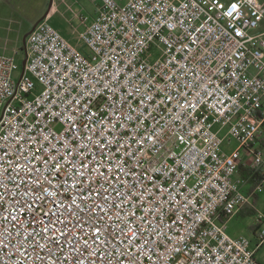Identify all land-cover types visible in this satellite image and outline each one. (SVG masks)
<instances>
[{
  "label": "built area",
  "instance_id": "1",
  "mask_svg": "<svg viewBox=\"0 0 264 264\" xmlns=\"http://www.w3.org/2000/svg\"><path fill=\"white\" fill-rule=\"evenodd\" d=\"M90 1L96 15L79 35L85 48L43 19L27 37L19 77L18 52L0 53V182L7 179L6 168L12 174L8 165L19 159V149L43 182L58 186L65 171L71 175V166L61 168L60 177L49 176L41 152L55 158L59 150L63 165L79 151L88 165L96 160L97 168L104 164L109 176L115 173L112 186L121 194L135 185L118 204L124 208L119 215L134 213L145 230V239L135 243V237L131 244H121L117 233L108 241L114 252L92 245L101 261L107 255L108 264H261L256 252L264 244V212L255 217L254 246L245 235H230L227 221L250 201L235 179L243 150L264 174V154L252 147L264 125V30L254 33L264 21V5L260 0ZM73 120L77 126L69 132ZM100 128L111 142L101 145L103 158L96 155ZM226 139L237 142L231 152L224 149ZM129 146L141 147L137 158L145 164L130 160L117 171ZM66 148L72 149L67 155ZM129 167L135 171L124 175ZM33 175L26 177L29 184ZM8 187L16 193L10 182ZM104 188L119 200L107 184ZM21 219V229L9 226L17 233L10 242L0 236V264H41L37 251L47 264H72L78 257L71 239L55 256H46L45 241L36 237L41 248L33 251L27 233L35 222L29 227L31 217L25 218L23 209ZM129 227L137 225L129 221ZM76 247L83 252L78 264L89 259L98 264L96 256Z\"/></svg>",
  "mask_w": 264,
  "mask_h": 264
},
{
  "label": "snow or ice",
  "instance_id": "2",
  "mask_svg": "<svg viewBox=\"0 0 264 264\" xmlns=\"http://www.w3.org/2000/svg\"><path fill=\"white\" fill-rule=\"evenodd\" d=\"M80 107L83 109L82 104ZM91 122L93 124L99 123L97 120ZM76 126L77 121L75 120L69 123V132H72V129ZM103 132L104 128H100V143L96 144L98 149L96 155L101 158L105 154V148L101 147V145L110 147L111 144L102 135ZM72 134L73 136L76 135L75 133ZM110 134L115 135V133ZM49 147H52V145H49ZM141 150V147H137L135 150H130V146L126 148L127 160L119 166L117 171L124 170L125 164L130 160H136V163L140 165L145 164L143 158H137ZM71 151V148H66L64 154L67 155ZM4 155L7 156L8 153L5 151ZM15 155L19 159L8 165L12 169V174L9 175L6 168L4 175H6L7 179L0 182V189H2L0 190V236L4 237V243L10 242L17 234L9 231V226L18 230L23 227V220L21 219L22 209L24 210L25 218L31 217L28 220L29 227L32 226L33 221L35 222L33 231L27 233L29 236L28 242L33 246L32 250L36 251L41 248L39 241L36 239V237H39L40 240L45 241L42 250L46 253V256H55L56 250L62 248L71 239L73 241L72 248L78 253V257L73 259L72 264H78L79 256L83 255V252L76 247L77 245H81L83 251H88L96 256L98 264H108L109 257L106 255L101 261L92 245L101 250L114 252L115 249L108 245V241L110 239L115 240L117 233L121 237V244L125 241L131 244L135 237H139V239H135V243L145 239V230L134 213L126 214L127 218L119 215V213L124 211V208L122 206L118 207V204H122L124 200H127L132 195L135 185H126L127 192L121 194L119 188H113L112 186V180L117 179L115 173L113 172L109 176L107 174L109 169L104 164H100V167L97 168L96 164L98 161L93 160L92 165H88L87 157L79 159L80 153L78 151L75 156H71L67 160L66 164L62 165L61 160L64 159V156L60 154L59 150H57L55 158L50 157L46 151H42L41 156L44 159L41 160V163L49 165V176L55 172V175L60 177V169H67L69 165L71 166V175L69 176L67 171H65L63 179L57 180L58 186H54L50 181L43 182L46 178L43 177L42 173L36 172L29 158L23 155L19 149L16 150ZM32 158H36L34 151ZM4 163L7 164L8 162L5 161ZM21 163L23 167H21ZM0 167H3V165H0ZM134 171V167H129L127 171H124V175H129ZM146 171L147 168L140 173L141 177ZM30 173H35L32 176L31 184L26 180ZM16 176L20 177L19 181L16 180ZM69 180H71L70 183L68 182ZM9 182L17 189L15 194L8 187ZM138 182L142 183L143 181L140 180ZM105 184L116 193L119 200L116 198L110 199L111 192L105 190ZM21 186H23V190H20ZM46 188L52 189V191H45ZM132 199L136 200L138 197L133 196ZM64 200H68L69 203L65 204ZM49 204L52 205L51 208H49ZM138 207L140 206L138 205ZM109 214L114 217L112 223L109 222ZM129 221L136 224L137 227L135 229L129 227ZM129 232L132 233L131 236L128 235ZM106 245L108 246L107 249ZM21 247H23L22 242ZM25 251L27 252L28 249H25ZM153 251H155L154 248ZM37 258L41 260V264H47L46 257H40L38 251ZM56 259L58 261L59 257H56ZM88 264H93V261L89 259ZM117 264H119V261H117ZM136 264H139L138 260Z\"/></svg>",
  "mask_w": 264,
  "mask_h": 264
},
{
  "label": "crops",
  "instance_id": "3",
  "mask_svg": "<svg viewBox=\"0 0 264 264\" xmlns=\"http://www.w3.org/2000/svg\"><path fill=\"white\" fill-rule=\"evenodd\" d=\"M95 15L96 6L90 0H0V53H8L21 41L24 42V37L43 18L49 19L58 29L59 27L55 24L56 17L61 18L69 26L68 36L63 34L65 32L61 34L72 43L79 44L80 33L94 20ZM262 130V134L257 141L252 144V147L256 150H260L257 147L258 144L264 147V125ZM226 141L229 146L228 148L224 146V149L227 152H231L237 147L236 141L235 145L229 139H226ZM235 179L241 180L242 189L250 195V201L240 207L234 215L241 216L245 221H249L248 223H250L254 235L251 237L241 233L239 236L249 237L254 246L258 229L255 217L258 212H264L255 205V202L261 197L260 190L264 191V174L255 167L253 155L250 151H242ZM260 186L261 188H259ZM250 212L253 214L249 215ZM231 218L227 221V228ZM263 248L264 244L256 252V257L261 264H264V253L260 256L258 253Z\"/></svg>",
  "mask_w": 264,
  "mask_h": 264
},
{
  "label": "rangeland",
  "instance_id": "4",
  "mask_svg": "<svg viewBox=\"0 0 264 264\" xmlns=\"http://www.w3.org/2000/svg\"><path fill=\"white\" fill-rule=\"evenodd\" d=\"M261 3L264 5V0H260ZM52 24V23H51ZM56 26L59 27V31L62 33V32H65L63 34H66L67 35V32H69V26L68 24H66L61 18L59 17H56ZM54 26V24H52ZM61 27V28H60ZM264 30V21L261 25V27L259 29H256L254 30V33L256 32H259V31H263ZM68 36V35H67ZM78 45H81V43L79 42ZM25 43L21 41V43L18 45H16V47L10 51H8V53H14V52H18L17 54V58H18V62H19V68L18 70L15 72V76L16 77H19L20 76V73L23 69V60L25 59L26 57V51H25ZM82 48H85L84 45L82 44L81 45ZM153 57H158V54L155 52V50H153ZM56 128L58 130H60L62 127L61 125H57ZM226 132V130H224L221 135H224ZM232 141V144L235 145L236 142L235 140H231ZM224 146L226 148H228V144H227V141L224 143ZM257 147L263 151L264 153V147H262L260 144L257 145ZM260 199L258 201L255 202V205L260 209V210H264V191H261L260 190ZM249 221H245L243 218H241V216H236V215H232V218H231V221L228 223V228H227V231L230 235L232 236H239L241 233H245L251 237H253V232H252V229H251V225L250 223H248ZM262 253H264V248L261 249V251L258 253V255L260 256Z\"/></svg>",
  "mask_w": 264,
  "mask_h": 264
},
{
  "label": "water",
  "instance_id": "5",
  "mask_svg": "<svg viewBox=\"0 0 264 264\" xmlns=\"http://www.w3.org/2000/svg\"><path fill=\"white\" fill-rule=\"evenodd\" d=\"M43 19H45V18H43ZM43 19H41L40 21H42ZM40 21H39V22H40ZM39 22H38V23H39ZM38 23H37V24H38ZM37 24H36V25H37ZM36 25H35V27H36ZM35 27H34V28H35ZM34 28H33V30H34ZM33 30H32V31H33ZM32 31H31V32H32ZM31 32H30V33H31ZM30 33H29V34H30ZM29 34H27V35L24 37V43H25V45L27 44V37H28ZM25 48H26V47H25ZM22 63H23V65H25V63H26V58L23 60Z\"/></svg>",
  "mask_w": 264,
  "mask_h": 264
},
{
  "label": "trees",
  "instance_id": "6",
  "mask_svg": "<svg viewBox=\"0 0 264 264\" xmlns=\"http://www.w3.org/2000/svg\"><path fill=\"white\" fill-rule=\"evenodd\" d=\"M252 214H253L252 212L249 213V215H252Z\"/></svg>",
  "mask_w": 264,
  "mask_h": 264
}]
</instances>
